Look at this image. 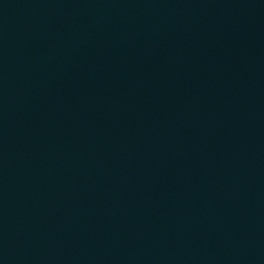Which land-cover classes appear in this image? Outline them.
<instances>
[{"label": "water", "instance_id": "95a60500", "mask_svg": "<svg viewBox=\"0 0 264 264\" xmlns=\"http://www.w3.org/2000/svg\"><path fill=\"white\" fill-rule=\"evenodd\" d=\"M0 264H264V0H0Z\"/></svg>", "mask_w": 264, "mask_h": 264}]
</instances>
